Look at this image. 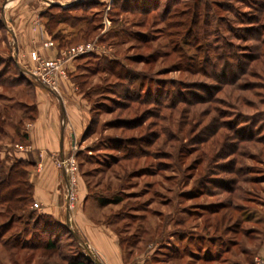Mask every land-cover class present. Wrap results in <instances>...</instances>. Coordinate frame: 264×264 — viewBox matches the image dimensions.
Returning a JSON list of instances; mask_svg holds the SVG:
<instances>
[{
	"label": "rangeland",
	"instance_id": "374dc122",
	"mask_svg": "<svg viewBox=\"0 0 264 264\" xmlns=\"http://www.w3.org/2000/svg\"><path fill=\"white\" fill-rule=\"evenodd\" d=\"M133 2L48 7L45 41L58 48L52 58L38 48L24 51V0H0V181L22 160L33 184L30 203L12 211L0 204V264H66L79 252L104 258L77 225L82 209L110 244L116 240L122 263L108 249L115 264H264V0H205L207 50H233L230 71L183 67L159 17L166 0L151 12ZM59 19L65 21L53 22ZM79 48L91 49L75 55ZM112 58L126 65V78L120 65L110 67ZM64 82L70 98L82 94V107L90 108L85 131L64 154L73 171L68 183L62 156L45 152L44 162L30 135L37 92L56 98ZM232 170L238 181L221 187L220 177L237 178ZM48 176L60 190L57 218L78 239L64 229L52 256L4 245L24 239L27 224L46 214L34 180ZM236 221L239 234L225 230Z\"/></svg>",
	"mask_w": 264,
	"mask_h": 264
},
{
	"label": "trees",
	"instance_id": "16d2710c",
	"mask_svg": "<svg viewBox=\"0 0 264 264\" xmlns=\"http://www.w3.org/2000/svg\"><path fill=\"white\" fill-rule=\"evenodd\" d=\"M116 1H122V3L131 2L133 3L132 4L133 6L134 5L136 6L133 0H113V3H115ZM140 1L142 7L141 9L147 10L148 12H151L153 10L156 11L160 6L159 2H157L158 0H154L153 2H150L151 0H140ZM96 3H100V2H98L97 0H92L89 2H77L76 4L73 5L56 6V7L61 9H71L75 7H81L83 9H86L88 6ZM145 6H149V7L146 8ZM207 7L209 6H207L205 0L201 1L200 3L194 2L191 4L182 2V0H166L161 10V15L159 17L166 24L165 26L166 33H168L169 36L171 37L172 44H174L177 50L181 52L182 55L181 63L183 67H187L188 69H191L193 71L194 70L202 71L203 69H206V67L209 66L214 68L216 71H218L222 67L223 68L226 67V70L230 71V66L233 64L231 60L234 61L236 58L235 57L236 53L233 50L229 48L226 49L224 48L221 54L216 51L211 54L207 50L209 47L206 42L207 38L205 36L207 32L204 26H202V22H201L202 15L206 16ZM52 18H54V16ZM59 21L62 22L65 20L63 19L53 20V22H59ZM193 31H195L194 34ZM189 34H192L193 37L195 38L194 40H190V42H187L189 39L188 38ZM137 35L139 36L138 33ZM200 44H202V48L204 46L203 53L200 52L201 48L197 47ZM193 45H195L196 52L190 53L189 49ZM223 59L225 60L223 61ZM107 60L111 68L120 65L123 71V75L126 78L127 76V73L125 71L126 65L121 60L115 58L107 59ZM240 62H242L243 64V61ZM16 66L20 67L17 63ZM103 70L105 71L106 68H103ZM211 74L213 75V73ZM221 76H219V79H221ZM29 82L31 81L29 80ZM21 161L22 160H17L9 168L5 177H3V179L0 181V204L8 203L9 211H12L13 209H19L20 202L23 203L24 205L30 203L33 199V190H32L33 184L29 181L27 172L20 167ZM231 172L234 173L237 176V178L232 179L226 176L220 177L218 180L220 181L221 187L225 188V186H227L226 183H229L232 186L233 184L234 185L236 184V182L238 181L237 171L232 170ZM101 203L105 204L106 202L101 201ZM221 204H224V202H221ZM227 207L230 206H228L227 204L223 206V208H227ZM235 208L236 210L238 209L237 206H235ZM29 223L30 224L27 225H29V227L31 225V233L28 236H24V239L21 237L7 238L4 242V245L12 248L47 250L49 251V254H45V255L52 256L57 252L59 248V241L61 240V236L59 234L64 229L68 230L67 232L71 233L74 238L78 239L77 234L73 231V229L69 226V224L60 222L58 218L50 214H38L35 220ZM221 224H219V228L217 229H220ZM225 226L227 225H224V227ZM241 228L242 226L240 225V222L236 221L233 224V226H230L229 224L227 227H225V230H228L229 232L237 235L240 233ZM27 229L25 228L24 231ZM120 242L122 244L121 240ZM227 249L229 251L231 249V246L228 247ZM218 257H220V255ZM204 260L214 261L215 259L212 258V259H204ZM65 262L66 264H95L92 258L90 257L88 258L87 256H84V254H82L81 252L66 257Z\"/></svg>",
	"mask_w": 264,
	"mask_h": 264
},
{
	"label": "crops",
	"instance_id": "0c3cea01",
	"mask_svg": "<svg viewBox=\"0 0 264 264\" xmlns=\"http://www.w3.org/2000/svg\"><path fill=\"white\" fill-rule=\"evenodd\" d=\"M89 1L92 0H80L79 2ZM97 1L103 2L104 0ZM77 2L76 0H24V32L20 35L24 40L22 41V43H24V51L27 53L31 48H38L42 55L44 54L47 57L53 58L58 48L43 46V42L50 37L48 31L45 29V13L48 7L68 6L76 4ZM63 84L64 87L62 90L66 96L63 95V93H60L61 96L55 93L57 96L56 98H48L46 96H39V91L37 92V107L39 111L32 124L30 135L33 148L41 153L44 162L46 160L45 152L48 155L57 150L59 155L64 158V154L69 148V145H72L76 137L85 131L90 118V108L87 110L88 108L85 106L82 107V103H85L82 94H77L74 99H72V97L70 98L68 84L67 82ZM46 89L48 92L53 93L48 87H46ZM67 120L70 121L69 124L66 123ZM69 134L70 139L68 142ZM46 164L51 163L46 162ZM46 169L49 172L51 167L47 165ZM63 173L64 179L68 183L69 174L66 171ZM42 176L44 175L42 174ZM34 181L36 199L42 206H45V204L47 205L43 209L44 213L53 215L56 218L59 217L62 207L59 206V203L55 204V202L59 200L60 190L55 187L54 182L49 179V176L47 177V181L42 177ZM43 182L48 184L49 190H43ZM78 215L79 221L75 218L76 222H78L77 225L83 230L85 237L92 244V249L104 256L101 261L104 264H115V262H112L113 259H110L112 258V253L108 250L110 248V251L112 250L113 252V256L117 254L116 260H121L122 263V254L118 246H116V240H112L114 245L113 243L110 244V238L105 228L87 218L83 209L82 213ZM80 224L82 225L80 226ZM116 264H119V262H116Z\"/></svg>",
	"mask_w": 264,
	"mask_h": 264
},
{
	"label": "built area",
	"instance_id": "2783aa9c",
	"mask_svg": "<svg viewBox=\"0 0 264 264\" xmlns=\"http://www.w3.org/2000/svg\"><path fill=\"white\" fill-rule=\"evenodd\" d=\"M43 44H44V46H46V47H50L51 45H52V42L51 41H45V42H43ZM91 49V48H90ZM90 49H86V51H83V49L82 48H79V49H77L76 50V52L74 53L75 55L76 54H81V53H85V52H88ZM33 57L36 59V60H41V55L40 54H38L37 52H34V54H33ZM60 64H58V66H59ZM44 77V76H43ZM43 79H46V78H43ZM62 164H63V166H64V168L67 170V172L69 173V174H71L73 171H72V166H71V162L70 161H67L65 158H63L62 159ZM70 166H71V168H70ZM72 171V172H71ZM71 191H72V185H70V188H69V195H70V193H71Z\"/></svg>",
	"mask_w": 264,
	"mask_h": 264
},
{
	"label": "water",
	"instance_id": "95a60500",
	"mask_svg": "<svg viewBox=\"0 0 264 264\" xmlns=\"http://www.w3.org/2000/svg\"><path fill=\"white\" fill-rule=\"evenodd\" d=\"M79 2L80 0H76V2ZM94 260V263L95 264H104L100 259L96 258V259H93Z\"/></svg>",
	"mask_w": 264,
	"mask_h": 264
}]
</instances>
